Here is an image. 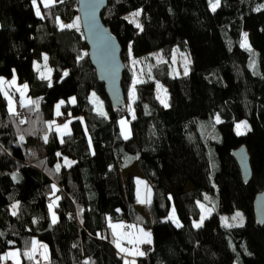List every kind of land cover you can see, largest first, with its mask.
<instances>
[{
  "label": "trees",
  "instance_id": "trees-1",
  "mask_svg": "<svg viewBox=\"0 0 264 264\" xmlns=\"http://www.w3.org/2000/svg\"><path fill=\"white\" fill-rule=\"evenodd\" d=\"M131 10L140 12L139 28L124 17ZM101 17L119 40L124 63L126 55L155 49L167 57L151 72L167 85L168 105L157 98L153 80L135 83L136 116L127 137L119 122L128 116L126 106L113 110L96 77L77 1L0 0V77L15 75L29 95L40 97L37 108L8 91L20 100V119L0 91V260L16 247L20 264H122L110 223L125 222L152 236L138 264H264V224L253 210L264 185V0H219L215 11L210 0H107ZM59 19L75 26L61 27ZM244 31L258 73L242 47ZM175 46L190 53L187 74L170 75ZM44 52L49 76L34 66ZM132 77L125 64V95ZM60 99L76 116L62 139L50 125ZM241 120L249 128L237 133ZM242 144L252 167L247 182L232 154ZM64 157L72 163L63 164ZM132 164L152 188L150 219L136 207L133 175L121 174ZM52 195L58 197L55 222L48 215ZM213 199L219 212L241 210L244 222L223 225L213 211L195 226L198 201L212 205ZM172 205L179 227L167 218ZM35 237L48 244L46 262L25 255Z\"/></svg>",
  "mask_w": 264,
  "mask_h": 264
},
{
  "label": "rangeland",
  "instance_id": "rangeland-1",
  "mask_svg": "<svg viewBox=\"0 0 264 264\" xmlns=\"http://www.w3.org/2000/svg\"><path fill=\"white\" fill-rule=\"evenodd\" d=\"M42 2V4L44 3V0H40ZM212 3H215L212 2ZM211 8V6H210ZM212 9V8H211ZM139 10H131L128 11L124 14V17H126L128 20H133L135 19V21L137 23H140V15L138 17H133L132 13L137 12ZM136 24V23H134ZM59 25L62 27V25L66 26V25H70L67 22H64L62 19H59ZM246 32L244 31L243 33V44L245 42V34ZM246 48L249 50L250 52V60H249V66L251 68V70L254 73H258L259 72V67L257 65V59H256V55H255V51H252V48L248 42L247 39V46ZM45 56L47 57V60H45ZM167 60V57L165 55V53L163 52V50L161 49H155L152 51H149L139 57H133V56H129L126 55L125 57V64L129 67V69L132 72V80L129 83L128 87H127V94H126V110H127V114L128 116H122L119 118V122H120V127H121V132L122 135L124 137H127L130 135V126H129V120L134 118L136 116V94H135V90H134V84L137 82H142V81H146V80H153L154 81V86H155V92H156V96L159 99V101L163 104V105H168V89H167V85L160 80H156L154 79L153 75H152V68L158 64L161 61H165ZM41 62V63H40ZM191 62V56L189 51L186 48H181L179 46H175L173 49V52L171 54V58L169 60V64H170V75L171 76H176V75H183L185 74V72L189 71V64ZM34 66L36 68H39L40 74L44 75V76H49L51 72H49V65H48V55L47 53H43L40 59H36L34 60ZM0 79H2L5 83L2 85V93L5 95V92L8 93L9 90L15 91L21 102L23 104H28L29 101H31L37 108L40 107V97L39 96H32L28 94V85L26 83H16V85H12L9 86L11 84V82L13 80H16L15 75L10 77V78H4V77H0ZM24 85H27V88L24 89ZM6 96V95H5ZM7 100H8V108H9V97L8 95L6 96ZM73 99L75 101V97H70L69 98V102L71 104H73ZM90 99L93 103H95L97 105V107L103 109V104H102V100L101 98L94 92L91 91L90 93ZM163 101V102H162ZM63 102V103H61ZM65 103V100L60 99L55 103L54 106V117L52 118L50 125L51 127H53V129L57 132L58 136L60 137V139H62V137L68 133H70L71 131V120L73 118H76L75 115L72 114L71 109H67L65 112L62 108V105ZM13 106V104H12ZM59 106V108L57 107ZM59 112V114H58ZM61 115H66L67 119L65 121L60 122V116ZM124 122L123 124L121 122ZM247 125V127H245L244 125ZM67 124L68 127L65 129L64 125ZM237 125H240V127L238 128ZM249 125L247 123L246 120H241L239 122L236 123L235 125V130L237 133H244L248 130ZM63 163L65 165H68L69 160L66 158L64 159ZM132 172L133 174H135L136 176V182H137V192H138V199L141 200V205L139 206L142 210H144V212L147 211V206L143 205V203H146L147 200H149L151 198V193H152V188L150 186V184L148 182L149 185V190L146 188L145 185H147L146 183L142 184L140 183V181H146L145 178L143 177L141 171L136 167L133 166L132 168ZM123 174V172H122ZM126 173L123 174V176H125ZM151 188V189H150ZM151 191V192H150ZM58 197L52 195V197L48 200V215L50 217V221L54 222L57 220V213L55 210V205L57 202ZM217 202L213 199L212 205H208L206 204L205 201H198V205L201 209L200 211V216L196 219L193 220V224L195 226L197 225H201L203 220L209 216L213 211H217L219 213V217H220V221L223 225L226 226H236V225H240L244 222V216L241 210L237 209L234 210L232 212H219L218 211V207L216 206ZM51 205V208L49 207ZM143 205V206H142ZM237 213H239L240 215L237 216ZM235 217V219H234ZM167 218L169 220H172L173 223L177 226L178 224H181V221L176 213L175 207L172 205L169 214L167 216ZM126 225L125 222H118V232L120 235V239L127 241L130 244V241L127 239H124L123 237L126 238H130L133 236V232L135 230V225L134 224H129L126 225L129 227L128 230H122V226ZM144 228V227H142ZM144 233H143V237H142V241L145 240V238H147V236H145V233H149L147 231L146 228L143 229ZM33 242H35V248L33 250V243H32V247L28 250V253H30L31 255H33L36 258V262H46L47 260H49V247L48 244L43 241L40 240L38 238H34ZM132 242V241H131ZM137 245L141 242H139L138 240L136 241ZM146 242L143 243V245ZM142 245V247H143ZM46 246V248H45ZM18 253V256L13 258L11 257L9 254L10 253ZM20 260V252L19 249L16 247H11L6 249L2 255H1V260H0V264H9V261H13L15 263H17V261L19 262Z\"/></svg>",
  "mask_w": 264,
  "mask_h": 264
},
{
  "label": "water",
  "instance_id": "water-1",
  "mask_svg": "<svg viewBox=\"0 0 264 264\" xmlns=\"http://www.w3.org/2000/svg\"><path fill=\"white\" fill-rule=\"evenodd\" d=\"M81 28L88 46L89 59L94 67L96 77L104 86V91L113 110L126 106V95L121 81L125 63L121 57L122 47L116 35L101 17L107 0H76ZM240 169L243 181L252 176L250 155L245 144L232 151ZM255 221L264 224V185L257 192L253 201Z\"/></svg>",
  "mask_w": 264,
  "mask_h": 264
},
{
  "label": "crops",
  "instance_id": "crops-1",
  "mask_svg": "<svg viewBox=\"0 0 264 264\" xmlns=\"http://www.w3.org/2000/svg\"><path fill=\"white\" fill-rule=\"evenodd\" d=\"M16 83H17V81L15 80V83L13 84V85H16ZM67 157H64V159H66ZM64 159L62 160V161H64ZM68 160H69V163H68V165H70L71 163H72V160H70L69 158H67ZM64 164V163H63ZM133 166H134V164H132V165H129V166H125V167H123L122 169H121V174H122V172H123V174L124 173H131L132 175H133V177H134V181H135V193H136V197L138 196V192H137V182H136V176H135V174H133V172H132V168H133ZM122 174V175H123ZM147 181H140V183H142V184H144V183H146ZM147 185H145L146 186V188L149 190V187H148V183H146ZM151 189V188H150ZM152 190V189H151ZM151 192V191H150ZM151 195H152V193H151ZM151 199V198H150ZM150 199L149 200H147V202L146 203H143V205H146L147 206V204L149 203V201H150ZM141 205V200H139L138 199V197H137V203H136V207L139 209V210H142L139 206ZM142 205V206H143ZM143 212H144V210H143ZM144 214H145V216H146V218H148V219H150V215H149V213H148V210L146 211V212H144ZM50 218V217H49ZM118 225V222H111L110 223V228H111V230H112V232H113V235L115 236V238H116V240H115V244H116V247H117V243H119V245H120V247H117L118 248V250H119V252L121 253V255H122V264H133V261L135 262V264H138V258L140 257V256H142V255H137L136 254V252L137 251H139V252H142L143 253V250H142V245H143V243L144 242H141L142 241V237H143V233H144V231H143V229L145 228L144 226H142L141 224H134L135 225V230H134V232H133V236L132 237H130V238H126V237H123L124 239H127V240H129L130 241V244L127 242V241H124V240H122V239H120L119 237H120V235H119V233L120 232H118L119 230H118V227H113V226H117ZM125 226V225H124ZM124 226H122L121 228H122V230H125L124 229ZM142 227H144V228H142ZM147 229V228H146ZM126 230H128V229H126ZM147 231L150 233V231L147 229ZM149 239V237H147V238H145V240L144 241H147ZM139 241V242H141V243H139L138 245H137V242L136 241ZM150 240H152V236H151V233H150ZM132 241V242H131ZM121 248H123L125 251H121ZM33 256V255H32ZM34 260L36 261V258L34 257ZM48 261V260H47ZM9 263H14V264H17V263H15V262H13V261H9ZM39 263H41V262H39ZM18 264H20V260H19V262H18Z\"/></svg>",
  "mask_w": 264,
  "mask_h": 264
},
{
  "label": "snow or ice",
  "instance_id": "snow-or-ice-1",
  "mask_svg": "<svg viewBox=\"0 0 264 264\" xmlns=\"http://www.w3.org/2000/svg\"><path fill=\"white\" fill-rule=\"evenodd\" d=\"M33 2L35 3V0H33ZM44 3H45V6H49L50 4L54 3V0H44ZM210 6H211L212 10L215 11L216 7L219 6V0H215V3H211V0H210ZM258 10H259V9H258ZM36 14H37L38 16L40 15V11H39V7H38V6H37ZM139 15H140V12H139V11L132 13V16H133V17H138ZM130 22H131V23H136V26H137L138 28L140 27L139 23H137V22L135 21V19L131 20ZM74 26H75V25H66V27H69V28L74 27ZM62 27H64V25H62ZM244 36H245V42H244V44H242V47H246V46H247V33H245ZM44 59L47 60V57L45 56ZM185 74H187V71L185 72ZM65 75H67V73H65ZM4 83H5V82H4L2 79H0V91L3 90L2 85H3ZM14 83H15V80H13L9 86H12ZM23 87H24V89H26V88H27V85H24ZM5 95L7 96L8 93L5 92ZM73 102H74V99H73ZM162 102H163V101H162ZM29 103H32V102L29 101ZM61 103H63V102H61ZM166 106H167V105H166ZM57 107L59 108V106H57ZM9 111L12 112L13 114H15V110H14V107L12 106V102H11V98H10V97H9ZM58 114H59V112H58ZM217 122H219V117H218V116H217ZM121 123L123 124L124 122L122 121ZM244 126L247 127L246 123H245ZM67 127H68V125L65 124V125H64V128L66 129ZM237 127L239 128L240 125H237ZM22 139H23V137H21V140H22ZM45 139H47V138L45 137ZM59 167H60V166L57 165V170H59ZM13 207L15 208L16 205H14ZM49 207L51 208V205H50ZM13 214H15V212H14ZM239 215H240V214L237 213V216H239ZM234 219H235V217H234ZM54 222H55V221H54ZM177 226L179 227L180 225L178 224ZM113 227L115 228V227H118V226H113ZM197 227H199V225H197ZM0 235H2V234H0ZM144 235L147 236V237H149V239H148L147 241H141V242H148V243H150V242H151V240H150V233H145ZM117 247H120L119 243H117ZM34 248H35V242H33V250H34ZM45 248H46V246H45ZM121 251H125V250H124L123 248H121ZM136 254H137V255H144V253L139 252V251H137ZM9 255H10L11 257L15 258V257L18 256V253H15V252H14V253H10ZM25 255H28L30 259L32 258L31 254H29V253H26ZM17 264H18V261H17ZM86 264H87V262H86ZM133 264H135L134 261H133Z\"/></svg>",
  "mask_w": 264,
  "mask_h": 264
},
{
  "label": "built area",
  "instance_id": "built-area-1",
  "mask_svg": "<svg viewBox=\"0 0 264 264\" xmlns=\"http://www.w3.org/2000/svg\"><path fill=\"white\" fill-rule=\"evenodd\" d=\"M9 97L11 98L12 102H13V106H14V110L17 114V116L21 119L23 118L24 114L22 112V105L20 103V100L16 97L15 93L13 92H9L8 93ZM60 122L65 121L67 119L66 115H61L60 117ZM152 245L150 243H146L143 247L144 252L149 253V251L151 250ZM9 264H14V263H9Z\"/></svg>",
  "mask_w": 264,
  "mask_h": 264
}]
</instances>
